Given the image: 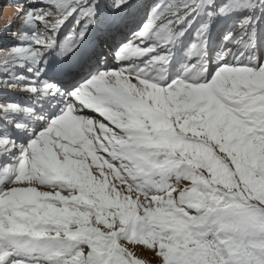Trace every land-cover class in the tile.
Instances as JSON below:
<instances>
[{"label":"snow or ice","instance_id":"snow-or-ice-1","mask_svg":"<svg viewBox=\"0 0 264 264\" xmlns=\"http://www.w3.org/2000/svg\"><path fill=\"white\" fill-rule=\"evenodd\" d=\"M14 6L0 264H264V0Z\"/></svg>","mask_w":264,"mask_h":264},{"label":"rangeland","instance_id":"rangeland-1","mask_svg":"<svg viewBox=\"0 0 264 264\" xmlns=\"http://www.w3.org/2000/svg\"><path fill=\"white\" fill-rule=\"evenodd\" d=\"M18 3L19 0H0V48L9 44L8 37L16 31L19 24L16 16L17 8L14 6ZM138 255L145 261V264H155V258L150 251L141 250L138 251Z\"/></svg>","mask_w":264,"mask_h":264},{"label":"trees","instance_id":"trees-1","mask_svg":"<svg viewBox=\"0 0 264 264\" xmlns=\"http://www.w3.org/2000/svg\"><path fill=\"white\" fill-rule=\"evenodd\" d=\"M147 3L152 4L155 2H162V0H146Z\"/></svg>","mask_w":264,"mask_h":264}]
</instances>
